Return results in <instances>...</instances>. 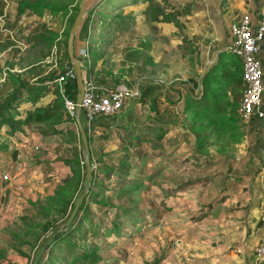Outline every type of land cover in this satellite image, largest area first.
Instances as JSON below:
<instances>
[{
  "label": "crops",
  "instance_id": "obj_1",
  "mask_svg": "<svg viewBox=\"0 0 264 264\" xmlns=\"http://www.w3.org/2000/svg\"><path fill=\"white\" fill-rule=\"evenodd\" d=\"M21 1L0 0V19H3V16L6 20L10 19V14L15 10L16 18L24 16L25 11L19 12ZM252 2L248 5L246 3L242 6L238 5L241 8L238 12L264 7V0ZM13 4H16V8L10 11L8 7ZM86 17L89 18V14L84 16L74 39V54L81 63L83 60L81 51L85 48L82 40L85 39L87 28L81 31L84 37H80V29ZM229 20L226 21L227 24ZM163 22L170 23L169 21ZM227 24L225 28L222 23L221 30L217 33L218 36L214 37L217 41L210 39L211 45L215 44L217 48L212 53L214 56L208 57L200 76L216 61L218 53L224 50L223 46L228 41ZM5 26L13 30L10 24ZM5 28L3 23H0V40L4 39L3 37L13 38V32L9 34ZM194 34L192 31L188 36L192 37ZM59 37H56L54 46L59 41ZM11 45L12 43L8 46ZM204 46L202 53H205L209 47V45ZM6 49V46L0 44L1 64L7 52ZM261 55L264 62V42L261 45ZM53 58V56H47V60H53ZM155 61L156 59L151 57L150 64L153 68L150 75L151 81L144 80L147 82L145 83L141 80V84L135 87L138 94L131 99L133 115H142L144 119L139 126L148 125L151 130L146 134L145 128L129 132L117 121L111 124H95L94 132L88 138L93 179L90 193L86 196L83 207L74 216L70 229L47 247L38 264H45L48 258L54 260L59 257L69 264H76L73 263L75 261L77 263L82 261L84 264H99L98 260H102L99 252L91 251L82 241L98 227L90 217L93 206L91 199L98 195V192H93V186L98 185L97 182L94 183L98 178L93 172V162L98 161V171H102L104 166L101 165L103 162L101 150L104 145L108 148L107 135L113 142L110 144V146L113 145L111 150L103 149L112 153L109 161L116 159L121 163L124 158L127 160L136 157L133 163L144 164L148 158L161 159L165 150L160 140L168 137V145L173 146L175 140L170 135L176 136V133L178 136L182 133L183 141L185 144L188 143L187 146L192 150V157H189L187 161L205 159L207 154L197 150L194 134L188 125L183 123L184 120L187 122L186 113L183 112L184 100L178 98L179 110L165 107L159 109L157 102L160 101L155 99L156 95L153 92L155 88L152 86L155 82L153 79L158 75L153 74L156 71L153 64ZM52 67L53 65L44 72L45 74H42L41 79L48 81L52 74L56 75L59 72L58 69L53 73ZM26 68L25 65L16 66L10 63V65H3L0 69V103L8 93L15 88H21L22 100L17 106L19 111L17 117L25 116L28 110L37 106L51 105L56 97L52 87L46 86L44 90L31 87L28 91L24 86L10 82L8 76L13 74L23 82L32 85L36 80L33 78L28 80L24 76L22 70ZM145 77L146 75L141 76L142 79ZM194 79L198 80V78ZM104 81L108 82L106 79H103ZM148 83L152 85L148 86ZM199 85L198 83L195 87L196 90ZM74 96H76V91ZM30 97H35V99L29 100ZM117 120L122 123V118ZM12 126L10 123H3L0 126V264H26L28 259L31 260L32 248L37 247L43 237V230L41 233H37L36 230L43 228L44 225V228H48L51 224L61 221V219L57 221L53 218L55 210L52 209V212L48 213L46 206L49 199L54 197L57 189L73 176L74 161L79 159L82 162L76 147L71 148L72 154L69 153L70 142L72 146L76 139L81 143V139L76 122L73 128L69 120L54 122L53 129L50 131H42L43 123L18 121ZM146 142H152L154 145L144 156L143 152L134 156L136 152L132 150L133 144ZM233 145L231 150L213 158L215 161L213 164L207 165L205 169L208 172V178L199 177L191 184L187 182V184L177 186L178 193L175 196L180 198L181 207L171 206L170 209L168 207L163 214L173 213L166 218L163 224L155 225L157 228H152L153 231L149 229L148 232H141L132 238L130 244L134 247L136 245V252L129 247L126 255H136L142 264L145 262L147 264H264V258L260 260L255 254L256 245L264 238V119L253 118L250 124L244 126L242 139ZM169 153L174 162L179 160L177 147H172ZM175 166L179 167L180 164L175 163ZM120 168L124 171L126 166L124 169L123 165L119 164L114 167L112 174L121 172ZM164 171L165 169H162L157 177ZM4 172L7 173L6 177L3 176ZM81 186L82 183L76 194L81 191ZM126 191L115 190L113 195L124 197L127 195ZM119 210L118 212L115 208L111 229L113 225L115 228L124 225L125 220L134 222L132 220L135 219V212L138 211L136 208L125 206H120ZM64 216L62 217L63 222ZM117 218H122V221H118ZM157 219L162 220L163 218ZM160 220L156 224H160ZM151 231L152 234H150ZM46 232L50 231L47 229ZM78 237L82 244H79ZM31 244L34 247H31ZM137 248L140 249L137 250Z\"/></svg>",
  "mask_w": 264,
  "mask_h": 264
},
{
  "label": "rangeland",
  "instance_id": "obj_2",
  "mask_svg": "<svg viewBox=\"0 0 264 264\" xmlns=\"http://www.w3.org/2000/svg\"><path fill=\"white\" fill-rule=\"evenodd\" d=\"M28 1L31 3L33 0ZM38 1L43 6L54 2V0ZM57 1L60 2L59 5L65 4L66 7L59 12L52 13L53 10L50 11L48 7L40 8L34 4L26 7L24 4H20L21 7H25V15L20 18H16V4L8 7L11 9L10 11H15L10 14L8 20L3 16L0 23L8 26L10 24L13 28V38L3 37L4 39L0 40V44L7 47L2 64L0 62V69L3 65H10V63L16 66L25 65L27 68L22 70L24 76L28 80L31 78L38 80L51 65H53V73L58 69L62 71L65 68L64 40L66 36L64 31L70 23V18L77 12L75 9L79 6V0ZM252 1L255 0H112L111 3H108V0H86L84 16L89 14L91 21L88 24V31L85 32L87 38L82 40L87 56L84 55L81 64L84 69L88 67V72H85L86 76L91 79L124 82L135 88L141 84V80L151 81L150 75L153 68L150 61L153 57L156 59L153 63L156 71L153 74L158 75L153 79L155 80L152 83L154 85L148 83V86L151 84L155 88L153 90L156 95L155 99L160 101L157 102L158 107L160 110L164 107L179 110L178 100L180 98L185 100L187 95H199L201 92V87L198 90L191 88L192 79L190 78L199 80L202 77L200 74L204 70L208 57L210 58L215 52L217 46L211 45L210 39L217 41L214 37L218 36L217 33L221 30L222 23L226 28V21L231 20L241 9L238 5H248ZM163 19H172L173 21L167 23L161 21ZM55 29L58 31H54ZM192 31L195 34L189 37L188 35ZM50 32H58L56 37L60 36L59 41L56 42L57 56L53 60H47L54 44L53 41L49 47L46 46V41L51 38ZM41 34L47 38L46 41L41 42L39 39ZM11 43L12 45L9 47L8 45ZM204 45H209V47L205 53H202ZM46 49L48 50L46 51ZM54 75L52 74L49 79H53ZM142 75H146V77L142 79ZM56 89L61 95L58 86ZM132 103L133 101L130 100L126 107L131 106ZM239 119L244 130V123L240 116ZM69 122L74 128L75 121L69 120ZM183 123L188 125L185 120ZM206 134L207 148L202 152L207 155L203 161L200 159L197 161L195 159L193 162L187 161L189 157H192V150L187 146L188 143L185 144L183 141L182 133L180 136L178 133L176 136L170 135L175 140L173 146L168 145V137L160 140L165 150L164 155H161V159L151 160L152 158H148L144 164L133 163L136 157L127 160L124 158L121 163L116 159L109 161L112 153L104 151L103 149L107 148L104 145L105 148L103 147L101 150V159L103 160L101 165L104 166L102 171H98V161L93 162V172L98 178L94 181L98 185L93 186V192H98V195L91 199L93 206L90 217L98 227L82 241L85 247L91 251L99 252L102 258V260H98L99 264H135L136 262V264H142L139 257L131 252L130 254L133 256L126 255L129 247L136 252V245L134 247L133 244H130L132 238L141 232L157 228L155 225L163 224L166 218L173 213L163 214L168 207L169 209L171 206L181 207L180 198L175 196L178 193L177 186L187 184V182L191 184L199 177L208 178V172L205 169L207 165L213 164L215 162L213 158L218 154L226 153L234 146L226 135L221 136L214 131H206ZM108 136L106 138L108 140L106 143L109 142L107 149L111 150L113 145L110 146V144L113 142ZM71 143L69 153H71L72 147V149L76 147L82 158L80 141L76 139L72 146ZM152 145H154L152 142L134 143L132 150L136 153L133 155L137 156L143 152L144 156ZM158 145L160 146V143ZM172 147H177L179 160L176 161L174 158L176 162L171 158V153L168 154ZM175 163L180 166H175ZM119 164H122L124 169L126 166V169L122 171L120 168L121 172L112 174L114 167ZM162 169L165 171L157 177ZM120 189L127 190V195L115 197L114 191ZM120 206L136 208L138 211L135 212V215H139V217L135 216V219L132 220L134 222L125 220L124 225L117 228L113 225L111 229L115 208L119 212ZM63 208L65 207L62 205L54 208L53 218H56L57 221L60 219L62 221L65 214ZM157 218H163L159 219L160 224H156L159 221ZM61 221L46 227L50 231L49 233L46 232L45 225L44 229L36 230L37 233H41L43 230V237L39 245L61 226L60 224L63 222ZM79 240L80 237H78V242L82 244ZM57 251L60 253L59 249ZM31 261L32 259L30 261L28 259L26 264H31ZM78 262L73 263L84 264L82 261ZM48 263L69 264L63 261L62 257L54 260L48 258L45 264Z\"/></svg>",
  "mask_w": 264,
  "mask_h": 264
},
{
  "label": "trees",
  "instance_id": "obj_3",
  "mask_svg": "<svg viewBox=\"0 0 264 264\" xmlns=\"http://www.w3.org/2000/svg\"><path fill=\"white\" fill-rule=\"evenodd\" d=\"M108 1H109L108 3H111L112 0H108ZM55 3L56 5L60 4V2L57 0H54L53 3L44 4V6L41 5L38 0H33L31 3L28 0H22L20 4L21 5L24 4L26 7H28V5L32 6L33 4L36 7H40V8L48 7L50 8V11L51 9L53 10L51 11V13L54 11L59 12L61 11V9L66 7L65 4L56 7ZM24 8L25 7L20 6L19 12H23ZM75 10L78 11V8H76ZM75 15L72 18H70V23L67 26V28H65L66 30L64 31V34L66 36V39L64 40L65 58L70 65L72 63L70 62L67 53V37H68L69 27L71 26ZM90 21H91L90 16L89 18L84 20L80 30V37H84L81 31L85 30V28L88 29L89 26L88 24L90 23ZM161 21H173V20L163 19ZM50 33H51L50 35L51 38H48V40L42 34L40 35L39 38L41 39V42L47 40L46 46L48 47L50 44H52L53 41H55L56 36L58 35V32H50ZM85 38H87V35H85ZM85 70L88 72V67L85 68ZM62 71H64V68ZM242 71H243L242 62L239 56L228 50H222L218 53L216 61H214V63L209 66V68L206 70V72L202 75V77L199 80L190 78L192 79L191 88L195 89V87L199 83L200 84L199 87H201L200 89L201 92L199 95L190 94L186 96L184 100L183 112L186 113L188 128L192 131V133L195 136V145L198 151H205V149L207 148L205 141V138H207L206 131H214L221 136L226 135L231 139L230 141H232L233 143L239 142L242 139L244 130L242 128V124L240 122L239 113H238V105L242 92L241 89L243 87ZM53 77H55V75ZM8 79H10L11 80L10 82L13 84L24 86L25 89H28V91L29 88L31 87H35L40 90H44L46 86L50 88L52 87L56 97L54 98V101L52 102L51 105L37 106L32 110H28L25 116L17 117L16 115L19 114L17 106L22 100L21 88L17 86L18 88H15L12 92L8 93L0 103V126L3 123H10V125L12 126L18 121L21 123L34 122V123L44 124V127L41 128L42 131H50L53 129L54 122H58L60 120H65V119L74 121L64 111L63 98L56 89L57 84L56 83L49 84V82H51L52 79L46 81L40 78L34 81L32 85L30 83L23 82L13 74H9ZM95 81L102 82L103 79L95 80ZM65 85H66V94L70 97H73L76 91L75 80L73 82H67ZM28 99L33 101L35 97H30ZM131 107L132 106L124 107L122 110H120L119 112L113 115L96 116L93 120V124L94 125L111 124L117 121V123L122 125V127L129 132H134L136 131V129L139 128H145L144 130L145 134L148 133L151 130V127L148 125L144 127H140L139 125L144 119H142V115L134 116ZM120 118H122V123L117 120ZM81 121L85 128L87 137L89 138V133L87 132L82 117H81ZM45 125L48 127H46ZM81 160L82 162L79 159L74 161L73 176L64 185L60 186L57 189L53 198L49 199L46 206V209L49 211L48 213L52 212L51 210L52 209L54 210V208L57 207L58 205H62L65 207L63 208L65 210L64 219H66V217L68 216L71 208L73 207L74 198L81 192L80 191L79 193L76 194V192L78 191V187L80 186V183H82L83 185L86 181L83 157L81 158ZM89 193H90V189L88 193L84 196L83 201L78 208V211L83 207L86 196H88ZM117 220L122 221V218H117ZM68 229L65 230L64 233H62L56 240L61 238L68 231ZM39 246L40 245H37V247L32 248L34 255L37 252ZM31 247H34L33 244H31ZM25 255H28V257H30L29 254L27 253H25ZM34 255L31 256L30 258L33 259Z\"/></svg>",
  "mask_w": 264,
  "mask_h": 264
},
{
  "label": "built area",
  "instance_id": "obj_4",
  "mask_svg": "<svg viewBox=\"0 0 264 264\" xmlns=\"http://www.w3.org/2000/svg\"><path fill=\"white\" fill-rule=\"evenodd\" d=\"M6 26L4 25V28ZM5 30L12 33V29ZM228 41L224 49L241 59L243 87L238 105V113L244 126L253 118L264 119V62L261 45L264 42V7L246 9L233 16L227 25ZM58 48L53 45L50 56L56 58ZM87 52L82 49V56ZM87 56V55H86ZM64 71H59L52 79L63 97L65 113L75 121L76 96L65 94L67 82L76 80L72 64L65 62ZM138 91L124 82H97L84 74V93L81 100V117L87 132L91 135L95 125L93 120L99 115H113L122 110ZM6 177L7 173H3ZM258 259L264 258V238L255 247Z\"/></svg>",
  "mask_w": 264,
  "mask_h": 264
},
{
  "label": "water",
  "instance_id": "obj_5",
  "mask_svg": "<svg viewBox=\"0 0 264 264\" xmlns=\"http://www.w3.org/2000/svg\"><path fill=\"white\" fill-rule=\"evenodd\" d=\"M85 3L86 0H79L78 11L74 17V20L69 27L68 37H67V53L69 56V60L72 63L74 71L76 73V108H75V122L78 126L80 139L82 143V154H83V162L85 166V185L83 190L74 198L73 200V207L71 208L68 216L61 224V226L55 230L47 239H45L42 244L39 246L37 252L35 253L31 264H38V261L43 254V252L47 249V247L54 242L65 230L70 227V224L78 211L80 204L83 201L84 196L88 193L89 187L92 180V173H91V163H90V156H89V143L88 137L85 131V128L81 121V100L84 93V74L85 69L82 66L80 60L74 54V39L75 35L79 29V26L84 18L85 15Z\"/></svg>",
  "mask_w": 264,
  "mask_h": 264
}]
</instances>
